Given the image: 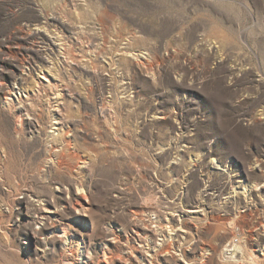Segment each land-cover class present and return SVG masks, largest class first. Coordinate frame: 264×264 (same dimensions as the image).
Segmentation results:
<instances>
[{
	"label": "rangeland",
	"instance_id": "obj_1",
	"mask_svg": "<svg viewBox=\"0 0 264 264\" xmlns=\"http://www.w3.org/2000/svg\"><path fill=\"white\" fill-rule=\"evenodd\" d=\"M0 264H264V0H0Z\"/></svg>",
	"mask_w": 264,
	"mask_h": 264
},
{
	"label": "bare ground",
	"instance_id": "obj_2",
	"mask_svg": "<svg viewBox=\"0 0 264 264\" xmlns=\"http://www.w3.org/2000/svg\"><path fill=\"white\" fill-rule=\"evenodd\" d=\"M47 69V68H46ZM51 71V70H50ZM75 158V156H72ZM57 166L58 167H61L62 166V162L61 161H58L57 162ZM76 209L77 211L80 213V214H83L85 213V211L88 209V206H87V203L85 201H79L77 203V206H76Z\"/></svg>",
	"mask_w": 264,
	"mask_h": 264
}]
</instances>
